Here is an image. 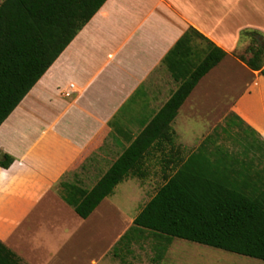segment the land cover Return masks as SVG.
Wrapping results in <instances>:
<instances>
[{
    "label": "crops",
    "instance_id": "1",
    "mask_svg": "<svg viewBox=\"0 0 264 264\" xmlns=\"http://www.w3.org/2000/svg\"><path fill=\"white\" fill-rule=\"evenodd\" d=\"M190 27L227 55L181 105L170 138L124 179L144 203L122 229L109 200L122 181L81 217L64 186L92 189L156 117L179 87L165 57ZM248 31L264 43V0H107L0 125V149L15 159L0 166V240L23 264H155L149 231L120 240L166 176L229 118L264 141V74L240 59L250 56ZM155 175L165 181L146 199ZM182 248L160 264H198Z\"/></svg>",
    "mask_w": 264,
    "mask_h": 264
},
{
    "label": "trees",
    "instance_id": "2",
    "mask_svg": "<svg viewBox=\"0 0 264 264\" xmlns=\"http://www.w3.org/2000/svg\"><path fill=\"white\" fill-rule=\"evenodd\" d=\"M107 0H3L0 2V125L47 72L78 32ZM253 43L252 70L264 74V46L259 33L246 32ZM227 52L190 27L165 57L179 87L144 131L90 190L65 185L64 198L87 218L131 172L140 169L144 154L160 138H170L171 123L199 80ZM227 119L182 164L134 219L121 237L131 241L149 231L154 257L160 264L174 238L264 261V141L245 127V147L239 153L219 142L230 134ZM242 126V125H241ZM170 134V135H169ZM252 155H251V154ZM0 166L15 159L0 149ZM0 264H23L0 240Z\"/></svg>",
    "mask_w": 264,
    "mask_h": 264
},
{
    "label": "rangeland",
    "instance_id": "3",
    "mask_svg": "<svg viewBox=\"0 0 264 264\" xmlns=\"http://www.w3.org/2000/svg\"><path fill=\"white\" fill-rule=\"evenodd\" d=\"M3 0H0V2ZM246 40L249 42V45L253 43L251 37H246ZM233 132L230 134H222V138L220 139L221 146H223L226 150L232 153H239L245 147V139L243 138L242 129L244 128L241 126L240 123L236 119L232 120ZM224 125L219 124L218 129L221 131V127ZM251 154V153H250ZM252 155V154H251ZM151 186L152 189L149 193V196L146 199H150L153 194L157 191V189L164 183L165 179L164 176H154L151 178ZM133 182L131 180H125L121 183L117 189L116 193L109 197V200L115 203L121 210L120 214V223L121 228L123 229L124 225L126 224V220L136 215L135 208L139 205H142L144 202L139 200V197L136 195L135 191L132 189ZM133 213H135L133 215ZM133 215V216H132ZM117 231V229H116ZM107 234L109 231H106ZM110 236V235H108ZM182 245L186 246L188 250H191L195 253V258L198 260V264H264L263 260H259L256 258L248 257L245 255H240L236 253H232L229 251H225L222 249L214 248L208 245H203L200 243H196L193 241H188L180 238H174L168 256L172 258L174 255L182 254L186 252ZM100 249V248H99ZM138 251V249H136ZM149 255L151 254L152 250L150 249L149 244ZM100 250L95 247L93 251V255L98 257ZM169 257V258H170ZM130 259L129 256L123 260V264L129 263ZM91 264V262L89 263ZM102 264V263H99Z\"/></svg>",
    "mask_w": 264,
    "mask_h": 264
},
{
    "label": "built area",
    "instance_id": "4",
    "mask_svg": "<svg viewBox=\"0 0 264 264\" xmlns=\"http://www.w3.org/2000/svg\"><path fill=\"white\" fill-rule=\"evenodd\" d=\"M74 84H70V90H65L63 93L65 96H71L72 92H73V88H74Z\"/></svg>",
    "mask_w": 264,
    "mask_h": 264
},
{
    "label": "water",
    "instance_id": "5",
    "mask_svg": "<svg viewBox=\"0 0 264 264\" xmlns=\"http://www.w3.org/2000/svg\"><path fill=\"white\" fill-rule=\"evenodd\" d=\"M259 40H260V38H259ZM261 44L264 46V43H261ZM0 157L3 158V155H1Z\"/></svg>",
    "mask_w": 264,
    "mask_h": 264
}]
</instances>
